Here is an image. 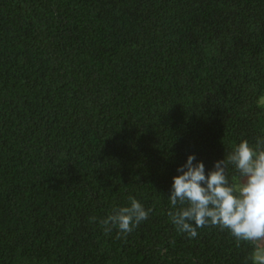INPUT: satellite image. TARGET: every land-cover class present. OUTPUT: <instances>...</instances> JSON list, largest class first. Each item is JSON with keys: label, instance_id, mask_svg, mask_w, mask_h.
I'll use <instances>...</instances> for the list:
<instances>
[{"label": "trees", "instance_id": "1", "mask_svg": "<svg viewBox=\"0 0 264 264\" xmlns=\"http://www.w3.org/2000/svg\"><path fill=\"white\" fill-rule=\"evenodd\" d=\"M261 95L264 0H0V264H245L167 196L264 135ZM130 197L149 218L108 231Z\"/></svg>", "mask_w": 264, "mask_h": 264}, {"label": "clouds", "instance_id": "2", "mask_svg": "<svg viewBox=\"0 0 264 264\" xmlns=\"http://www.w3.org/2000/svg\"><path fill=\"white\" fill-rule=\"evenodd\" d=\"M257 106L264 109V95L258 97ZM176 171L167 196L176 229L194 239L198 229L217 227L238 245L252 246L245 264H264V135L254 143L240 140L211 170L206 171L205 163L190 154ZM151 212L130 197L126 206L113 209L102 224L108 231L126 235Z\"/></svg>", "mask_w": 264, "mask_h": 264}]
</instances>
